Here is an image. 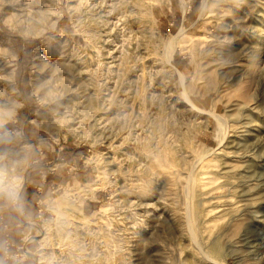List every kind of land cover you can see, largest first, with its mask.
<instances>
[{"label": "rangeland", "instance_id": "374dc122", "mask_svg": "<svg viewBox=\"0 0 264 264\" xmlns=\"http://www.w3.org/2000/svg\"><path fill=\"white\" fill-rule=\"evenodd\" d=\"M206 1L0 0L2 264H264V0Z\"/></svg>", "mask_w": 264, "mask_h": 264}, {"label": "crops", "instance_id": "0c3cea01", "mask_svg": "<svg viewBox=\"0 0 264 264\" xmlns=\"http://www.w3.org/2000/svg\"><path fill=\"white\" fill-rule=\"evenodd\" d=\"M186 10H187V8L185 9V11ZM170 20L167 21V31L170 30L169 26L172 24V22ZM64 148L65 149L62 152V154L66 158H68L69 160H73L79 156L80 150H78L77 148H72L71 150H68L69 146L64 147ZM35 178H36L35 175L34 176L31 175L26 180L28 182H30V181L34 180ZM19 196L22 198V201H24L30 205V207L27 208L28 212H30L33 215V217L37 216V209H36V204H35L37 194H36L35 188L33 186L28 188L27 184L24 183L22 185L21 192L19 193ZM0 205H1V203H0ZM7 205H9L11 207L9 200H8ZM87 206L88 207L93 206V203L88 201V202H86L85 209L87 208ZM4 216L5 217L3 219V222L10 229V236L9 237L5 236L6 231H5L4 227L2 225H0V260H2V261H3L5 254L8 255V257L11 256V254L13 253V247L15 244H17L16 236L13 235V232H14L13 227L17 225V218H18L17 212L14 208H12L8 212H5ZM12 216H14L15 218H13ZM6 241H10V243L12 245L10 248L7 245H5ZM2 261H0V264H2ZM3 263H5V262L3 261ZM10 263L14 264L13 262H10Z\"/></svg>", "mask_w": 264, "mask_h": 264}, {"label": "bare ground", "instance_id": "6f19581e", "mask_svg": "<svg viewBox=\"0 0 264 264\" xmlns=\"http://www.w3.org/2000/svg\"><path fill=\"white\" fill-rule=\"evenodd\" d=\"M203 3L201 5V8H200V16H205L206 13H207V8H208V2L206 0H202ZM183 3V1H182ZM249 3V2H248ZM185 5V4H184ZM184 10V8H183ZM198 17V18H199ZM187 34V33H186ZM129 35V34H128ZM127 35V36H128ZM185 35V32H184V29L181 28L176 34L174 35H170L168 37V40L164 43L163 45V49H164V52H165V61L167 62L168 65L171 66L170 64V60H171V57H172V54H173V47L174 45L176 44L177 41L180 40V37L183 38L182 36ZM129 37V36H128ZM127 38V37H126ZM126 42V41H125ZM181 53V52H180ZM183 54V53H181ZM124 58V57H123ZM99 65V64H98ZM97 70V69H96ZM176 70V69H175ZM178 74H179V81L181 82L183 80V72L181 71H178ZM85 160L88 164H91V165H95L96 162H97V159H96V156L95 155H91V154H88L86 157H85ZM96 182V181H95ZM94 184L93 182H90V183H78L74 188H71L70 186H66V188H64V193L66 196H69L71 191L72 193H81L83 191H86L88 188L92 187ZM97 187H93V189H96ZM183 193V192H182ZM51 207V206H50ZM191 226V225H190ZM192 228V227H191ZM49 225L46 224L44 222V225H43V233L45 232L44 235H41L40 237V241L42 243L46 242L47 239H48V236L46 234H48L49 232ZM189 234V233H188ZM196 243V247L198 248L199 247V244L197 242ZM42 261V260H40ZM39 261V263H40ZM43 263V262H42Z\"/></svg>", "mask_w": 264, "mask_h": 264}]
</instances>
